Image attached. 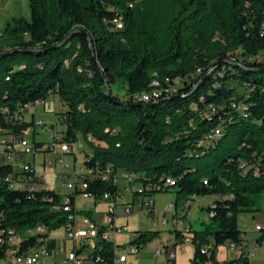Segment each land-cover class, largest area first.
Segmentation results:
<instances>
[{
	"label": "trees",
	"instance_id": "obj_1",
	"mask_svg": "<svg viewBox=\"0 0 264 264\" xmlns=\"http://www.w3.org/2000/svg\"><path fill=\"white\" fill-rule=\"evenodd\" d=\"M29 8L30 19L15 17L0 35L9 47L3 51L0 43V125L22 136L34 119L14 125L6 116L58 96L67 108L64 139L82 137L90 148L83 166L94 175L84 192L95 206L118 205L119 171L135 175L133 199L154 201L156 193L178 188V221L179 206L216 195L201 229L187 223L191 264H250L238 215L256 211L264 191V0H29ZM154 89L158 97L145 101ZM216 129L221 133L211 139ZM44 144L34 142L35 152L50 151ZM11 171L0 165V260L11 235L21 238L18 254L51 250V235L76 215L95 220L92 208H77L83 191L68 193L66 203L52 188L11 187ZM27 229L36 233L23 235ZM257 231L259 245L264 228ZM135 232L130 243L139 249L160 234ZM174 233L179 244L184 234L179 227ZM224 244L240 256L219 261ZM114 249L100 241L96 252L114 264Z\"/></svg>",
	"mask_w": 264,
	"mask_h": 264
},
{
	"label": "rangeland",
	"instance_id": "obj_2",
	"mask_svg": "<svg viewBox=\"0 0 264 264\" xmlns=\"http://www.w3.org/2000/svg\"><path fill=\"white\" fill-rule=\"evenodd\" d=\"M25 17L30 19V8L29 0H0V35L3 33L7 24L11 22L15 17ZM2 43V50L6 51L9 49L6 43ZM238 92H242L243 89L241 86L235 84ZM116 94L122 99L126 94L125 89L116 90ZM66 106L62 104L58 96H51L45 101V104L41 103L38 105H33L30 109V112H34L36 115V121H43L47 124L48 128L45 126H37L36 132H32L31 129H28L23 133V138H25L32 146L34 142H48L51 135H58L61 132H65L66 125L61 120V113L66 111ZM27 117V115H26ZM2 136L0 135V153L4 152V145L2 144ZM77 147L74 146V154H63L60 150V146L56 147L58 152L56 155L53 152L37 153V154H26L25 162L34 163L39 172H48V183L58 193L61 195H66L71 190L66 186V183L63 181H58L56 176L61 173L69 174V181H74L76 172H80L83 168L85 155L90 151L88 144L82 137H78ZM17 149H23L20 144H17ZM60 159L63 161L64 166L61 165ZM54 160V164H48V161ZM45 161V166L41 167V163ZM121 179L118 181L119 186L122 188L125 185L124 175H121ZM178 188H171L169 191L159 192L154 195V215L160 220L165 212L166 217L171 220L172 215L175 213V208L170 209V204L175 202L176 191ZM216 195H205L198 196L196 199L191 201V206L188 209H182L181 206L177 208L179 213V222L178 227L183 228V222L187 219L195 229H201V223L203 221H208V211L206 207L212 204L213 200L216 198ZM129 199V198H128ZM77 208L79 211L88 210L90 208L94 211L95 219L100 223L109 222L108 214V203L101 202L98 205H94V201L91 198H87L83 195H78L76 198ZM118 205L116 208V225L127 224L130 229V233L120 234L117 238L120 246L118 247L119 252H125L124 248L128 254L127 264H167L166 254H162L159 257L155 256V250L158 247L159 243L162 241H169L170 245L175 242V233L174 228L171 223L168 226L159 225L154 228L152 226L153 220L149 217H143L140 212L139 203L136 201L134 204V209L132 212H129L127 207L120 204L121 200H118ZM257 208L256 211L241 212L238 215V226L241 231L244 232V245L246 252L255 253V256L250 258V264H264V241L259 245L255 246L256 239L261 234L260 231L256 230V226L264 228V191L258 195L257 202L255 205ZM173 213V214H172ZM187 213V217L183 219V216ZM80 217L81 214H79ZM135 230L140 231H149V230H158L160 234L157 238L149 242L147 245L139 249V252L136 254L128 253V250L131 246L130 241L133 237L132 232ZM35 229H27L23 231V235L35 234ZM55 238L58 239V244L60 245L62 238L65 235V230L63 228L55 231L52 234ZM189 236H193V233H188ZM175 247V248H174ZM173 249L177 251L176 264H191L194 246L189 244L184 250H179V244L172 246ZM241 251L239 249H234L229 244L220 245L218 247L217 256L220 261L232 260L240 256ZM60 260V255L52 256L47 259L49 261H57V264Z\"/></svg>",
	"mask_w": 264,
	"mask_h": 264
},
{
	"label": "built area",
	"instance_id": "obj_3",
	"mask_svg": "<svg viewBox=\"0 0 264 264\" xmlns=\"http://www.w3.org/2000/svg\"><path fill=\"white\" fill-rule=\"evenodd\" d=\"M113 24L116 28L122 29L124 23L119 22V18L113 20ZM159 85V82L156 81V88ZM53 95H50V97ZM49 97V98H50ZM158 97L156 90L154 89L152 93L143 94V99L149 101L152 98ZM48 98V99H49ZM45 104V101L37 100L34 103H27L17 110L10 117L6 116V120L13 122L14 125L27 121L26 115L30 112V109L33 105ZM7 109L4 110V113L7 114ZM28 122V121H27ZM37 126H45L48 128L47 124L43 121H36L34 119V125L29 126L28 129H31L32 132H36ZM27 129V130H28ZM221 133L220 129H216L214 134L210 136L211 139L215 138ZM65 132H61L58 135H51L48 142L44 144V149L49 148L50 151L38 152H53L55 155L58 153L56 147L60 146V150L63 154H74V146L78 148L76 143H69L64 139ZM0 135L2 136V144L4 145V152L0 153V165L9 164L12 167V171L5 176V180L10 183L11 187L27 189L30 192L40 190L43 188H52L48 185V172H39L34 163H26L25 155L26 154H37L35 152L34 145L32 146L23 135H17L12 128H7L0 125ZM89 140H93L89 136ZM17 144H20L23 149H17ZM50 165L54 164V160L48 161ZM60 163L64 166L63 161L60 159ZM44 161V165H45ZM124 172V173H121ZM121 175H124L125 185L121 188L120 196L118 200H121L122 205L126 206L129 212H132L134 209V204L137 201L139 203L140 212L143 217L149 216L152 220V226L154 228L159 225L168 226L170 223L175 228L178 227V220L172 215L171 220L166 217V213L159 220L158 217L154 215V201L152 199H133V194L137 188L134 183L135 175L126 171H119L116 176V183L121 179ZM94 175L93 169H88L83 166L80 172H76L74 181H69L68 173H61L56 176L58 181H63L66 183V186L73 192L75 190L83 191L81 195L91 198L94 201V197L90 194L85 193L84 191L88 188V183L86 182V177H92ZM171 179L167 180L168 184H172ZM119 185V184H118ZM69 192V193H70ZM65 202H69L68 193L64 196L62 195ZM108 198V196H106ZM129 198V199H128ZM119 204V203H118ZM114 203H108V214L109 222L100 223L96 219L92 220L87 215L81 214L82 217L76 215L75 222L63 228L65 230V235L61 240L60 245L58 244V239L51 235L57 243L54 249L49 250L46 245L37 246L32 248L28 253L18 254L16 247L19 246L20 236L11 235L8 239V244L10 248L7 250L6 255L3 259L0 260V264H57V261H49L48 258L52 256L60 255V264H109L106 261L105 253L102 254L97 251L98 242L106 241L115 244L113 262L114 264L125 263L128 259V254L126 249L125 252H119L118 247L120 244L117 241V238L120 234L130 233L129 226L127 224L117 226L116 225V208ZM191 206V201H188L185 204V208ZM91 209V208H90ZM170 209L173 210V203L170 204ZM189 225L185 224L181 228L184 237L182 241L179 242V250H184L187 245L192 244V237L188 235ZM260 226L256 227V230H259ZM38 232H43L44 229L39 227ZM133 238L137 237L135 231L132 232ZM131 244V243H130ZM258 244L255 242V246ZM207 247H211L207 246ZM232 248L237 249L234 245H231ZM102 249L99 246V250ZM139 252V247L136 244H131L128 253L136 254ZM164 252L167 253V264H175L177 258V251L175 249L165 250L163 246H159L155 250V256L159 257ZM248 253V252H247ZM255 256V253H248V258Z\"/></svg>",
	"mask_w": 264,
	"mask_h": 264
},
{
	"label": "crops",
	"instance_id": "obj_4",
	"mask_svg": "<svg viewBox=\"0 0 264 264\" xmlns=\"http://www.w3.org/2000/svg\"><path fill=\"white\" fill-rule=\"evenodd\" d=\"M26 119H27V121H30L31 119H36V115H35V113L34 112H29L28 114H27V117H26ZM45 165H44V162L43 163H41V167H44ZM121 173H124V172H121ZM120 173V174H121ZM47 183H48V181H47ZM48 185L50 186V184L48 183ZM217 199V197L213 200V202L215 201ZM212 202V203H213ZM155 206V205H154ZM178 212V211H177ZM210 216V215H209ZM209 216H208V218H209ZM155 217H157V216H155ZM188 223V221H187V219H185L184 220V222H183V227H184V225L185 224H187ZM257 226H259V225H257ZM256 226V227H257ZM194 227V226H193ZM174 228V227H173ZM175 239V243L174 244H172V245H170V243H169V241H162V242H160L159 243V245H158V247L159 246H163L164 247V249L165 250H172L173 248H172V246H176L175 244H177V239H176V237L174 238ZM157 247V248H158ZM175 248V247H174ZM163 254H166V259H167V253L166 252H164ZM194 254V253H193ZM194 256V255H193ZM217 258H218V256H217ZM219 260V259H218ZM220 261V260H219ZM127 262H128V259H127V261L125 262V263H122V264H127ZM175 264H176V260H175Z\"/></svg>",
	"mask_w": 264,
	"mask_h": 264
},
{
	"label": "bare ground",
	"instance_id": "obj_5",
	"mask_svg": "<svg viewBox=\"0 0 264 264\" xmlns=\"http://www.w3.org/2000/svg\"><path fill=\"white\" fill-rule=\"evenodd\" d=\"M119 22H122V20H121V19H119ZM122 23H123V22H122ZM174 183H175V182H172V184H174ZM173 208H175V207H174V204H173Z\"/></svg>",
	"mask_w": 264,
	"mask_h": 264
}]
</instances>
